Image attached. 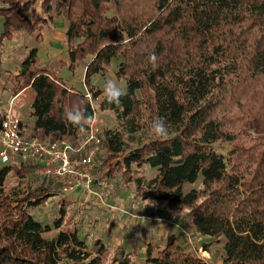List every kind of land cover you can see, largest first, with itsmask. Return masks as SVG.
Masks as SVG:
<instances>
[{
	"label": "trees",
	"instance_id": "1",
	"mask_svg": "<svg viewBox=\"0 0 264 264\" xmlns=\"http://www.w3.org/2000/svg\"><path fill=\"white\" fill-rule=\"evenodd\" d=\"M5 16L2 36L27 31L37 44L54 19L64 21L67 68L86 61V92L43 66L36 45L8 74L13 96L33 93L32 134L74 141L79 129L65 112L79 105L93 116L91 101L102 91L91 78L119 59L115 76L125 81V95L118 105L104 96L98 103L113 113L115 127L101 130L96 170L128 179L132 167L157 169L152 198L185 210L200 235L222 240V264H264V0H0ZM157 117L167 138L151 130ZM217 141L229 144L226 154L214 149ZM36 166L0 164V264H102L104 245L96 241L93 253L76 228L60 229L63 207L52 224L31 214L48 198L50 182L6 187L11 173L24 178ZM52 229L54 236L45 235ZM164 243L147 246L145 264H210L174 235ZM111 260L132 264L123 248Z\"/></svg>",
	"mask_w": 264,
	"mask_h": 264
},
{
	"label": "rangeland",
	"instance_id": "2",
	"mask_svg": "<svg viewBox=\"0 0 264 264\" xmlns=\"http://www.w3.org/2000/svg\"><path fill=\"white\" fill-rule=\"evenodd\" d=\"M6 21V16L0 17V107L10 105L12 113L24 124H27V126L24 125L23 128L31 134L33 132L30 128L32 118L28 116L27 112L29 111L31 97L33 95L31 92H28L29 90L22 91L10 104V95L6 87L7 76L10 73L14 74V72H16V68L20 64V60L25 56L27 49L34 47V45L41 48L48 40L58 42L59 47L54 45H51V47L56 50V52L55 50L53 51L59 54V56L62 55L64 49L67 48L66 43L69 39L67 35L68 29L64 21L54 19L51 27L44 28L41 31V38L43 40L40 44H37L34 40V34L32 35L27 31L14 32L10 36H2L1 34ZM54 29L56 32L55 34L53 32ZM64 33H66L65 37L63 36L62 38V34ZM41 51L42 49H40V57L44 58ZM60 62L62 61L60 60L54 63V69L58 72H62V69H64L63 66L60 65ZM118 62L119 59H115L110 63L108 73L105 76L96 74L91 78V82L102 91L96 100L91 101V106L95 115V125L101 129L115 127L113 113L99 110L98 103L104 96V86L108 80H114L124 91L125 81L119 80L115 76ZM85 63L86 61H81L77 65L76 70L71 72L73 74L72 79L68 81L67 84L77 89L82 87L84 92H86V87L83 83L81 70L85 69ZM63 64L65 65V63ZM260 114V117H264V111ZM79 132L82 131L79 129ZM248 133L250 136L254 137V133L251 130H248ZM213 147L218 152L226 154L229 144L225 141H217L213 144ZM98 169L102 171L98 179L104 182V187L101 186L98 187L99 189H95L96 192L100 194L101 198L92 201H96L103 207H112L115 203H118L119 207L121 206L122 209L120 210L117 208L116 210L121 211L122 215H126V219H128L131 211L134 212L137 222H135L133 226L129 225L130 228L127 229L129 230L128 232L122 228L113 229V227H109L108 218L110 216L106 213L102 214L100 217L94 215V213H96L94 208L95 205H92L90 201L81 204L78 201H76L77 203L74 202V199L70 198L69 200L64 199V205H62L60 202L62 199H60L59 196V187L55 183L47 180L46 182H50V194L40 206L31 209L33 217L42 223L52 224L58 216L59 209L63 207L65 214L60 229L77 228L80 237L85 239L86 246H88L93 253L99 248L98 244L95 243L96 241L104 245L105 249L101 254L102 264H113L111 258L119 248L127 250L119 243L126 241L130 233L135 231L134 228L139 229L138 232L136 231L137 233L133 232V235L134 238L139 237L141 247L140 249L129 252L132 264H145L146 259L144 255L147 246L151 245V247L159 248L165 244L164 242L171 235H175L174 238L176 241L180 243L186 251L206 259L210 264H222V240L219 239V241H215L213 238L200 235L190 224L185 210H167L163 201L158 202L152 198L153 181L157 174V169L147 165H143L139 168L132 167V173L128 179H123L120 173L117 175L114 173L106 174L104 171L105 167ZM33 170L27 173L24 178L11 173L5 183L6 187L20 188L24 185L26 180H30L34 185H38L43 179L33 174ZM95 174L97 175V171H95ZM79 194V191H74L73 193H69L66 197L69 198L76 195L78 197ZM144 217L149 220L152 219L153 222L156 221V223L151 224L145 221L140 224L138 220ZM159 228L161 229L160 231ZM55 234L56 230L54 229L45 233L47 236H54ZM146 241L148 243H146Z\"/></svg>",
	"mask_w": 264,
	"mask_h": 264
},
{
	"label": "built area",
	"instance_id": "3",
	"mask_svg": "<svg viewBox=\"0 0 264 264\" xmlns=\"http://www.w3.org/2000/svg\"><path fill=\"white\" fill-rule=\"evenodd\" d=\"M89 97V94L86 93ZM11 104V101H10ZM86 125L84 131L71 141L69 138L50 140L34 134H24L20 119L10 105L0 108V164L36 163L33 170L38 178L49 180L59 187L60 199L80 191L77 201L100 199L93 186L98 154L102 151L101 128ZM98 173V171H97Z\"/></svg>",
	"mask_w": 264,
	"mask_h": 264
},
{
	"label": "crops",
	"instance_id": "4",
	"mask_svg": "<svg viewBox=\"0 0 264 264\" xmlns=\"http://www.w3.org/2000/svg\"><path fill=\"white\" fill-rule=\"evenodd\" d=\"M54 34L56 33L55 32V29H54ZM65 34L66 33H64V34H62V38H63V36L65 37ZM65 39V38H64ZM62 40V39H61ZM51 45H54V46H57V47H59L58 46V42H52V40H48L47 41V43L45 44V45H43V47H41V48H38V51H37V54H39L40 53V49H42V54H43V57L44 58H41L40 57V63L43 65V66H46L48 69H51V70H53L55 73H56V75L64 82V83H66V84H68V81H70L71 79H72V77H73V74L69 71V69L67 68V64H68V62H69V60H68V54L66 53V48L64 49V52L62 53V55H60L59 56V54H57V53H55L56 52V50L55 49H53L52 47H51ZM50 46V47H49ZM46 48H47V50H46ZM53 50H55V52L53 51ZM60 50H61V48H60ZM56 54V55H55ZM39 56H40V54H39ZM62 61L63 63H65V65L63 66V68L64 69H62V72H58V71H56L54 68V63L55 62H58V61ZM61 65V64H60ZM18 67H19V65L17 66V68H16V72H14V73H17V69H18ZM66 69H67V71H66ZM78 69V68H77ZM83 73H84V70H81V75H83ZM6 87L8 88V93H9V102L11 101H14L19 95H16V96H13L12 94H11V92H10V85H9V83H8V81L6 82ZM76 90H78V91H83L82 90V87H80L79 89H77V88H75ZM26 90H29L28 92H31L32 93V91H31V89L30 88H26L24 91H26ZM32 95H33V93H32ZM33 98V96L31 97V101L33 100L32 99ZM8 102V103H9ZM2 107H7L6 105H4V106H1L0 108H2ZM98 171V175H97V179H96V181H95V183H93V186H94V188L96 189H99L98 187H101V186H103L104 185V182L102 181V180H99L98 178L101 176V173H102V171H100L99 169L97 170ZM104 187V186H103ZM79 191V190H78ZM79 193H80V191H79ZM74 199V202H76L77 201V199H78V197H77V195L76 196H71V197H69V198H67V200H69V199ZM90 201V203L92 204V205H95V212L96 213H94V215H96V216H98V217H100L102 214H104V213H106L107 215H109L110 217L108 218V226L109 227H113V229H115V228H122L123 230H126L127 232L129 231V230H127V229H129L130 227H129V225H134V223L135 222H137V219H136V214L134 213V212H130V215H129V217H128V219H126V215H122V212L121 211H117L116 209L117 208H119L120 210L122 209V207L120 206L119 207V204L118 203H115L114 204V206H112V207H103V206H101L100 204H98L96 201H92L91 199H86L85 200V202H89ZM77 203V202H76ZM100 205V206H99ZM131 221V222H130ZM139 222H140V224H142L143 222H147V223H151V224H155L156 223V221L155 222H153V220L152 219H147V218H143V219H140V220H138ZM161 228V227H160ZM159 228V231L161 230ZM77 229V228H76ZM135 229V231H132L131 233H130V235L128 236V238H127V240L126 241H122L121 243H119L122 247H125L127 250V252H131L132 250H136V249H140V247H141V245H140V239H139V237H136V238H134V235H133V232H135V233H137L138 231H139V229H137V228H134ZM77 231H78V229H77ZM137 231V232H136ZM78 234H79V231H78ZM151 234V233H150ZM174 234V233H173ZM80 236V235H79ZM175 236V235H174ZM119 241V240H118ZM146 243H148L147 241H146ZM142 250V249H141Z\"/></svg>",
	"mask_w": 264,
	"mask_h": 264
},
{
	"label": "clouds",
	"instance_id": "5",
	"mask_svg": "<svg viewBox=\"0 0 264 264\" xmlns=\"http://www.w3.org/2000/svg\"><path fill=\"white\" fill-rule=\"evenodd\" d=\"M149 62L154 68L158 67V57L155 53L149 56ZM124 95L125 92L114 80H108L105 83L104 99L107 103L118 105L121 103V97ZM65 118L81 131H84L85 125H91L93 122V116L87 115L86 110L79 105L73 106L71 109L67 110L65 112ZM151 130L157 137L167 138L169 136V128L163 117H157L151 122Z\"/></svg>",
	"mask_w": 264,
	"mask_h": 264
}]
</instances>
